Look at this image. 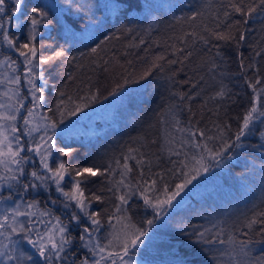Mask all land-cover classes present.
I'll return each instance as SVG.
<instances>
[{"label": "trees", "instance_id": "trees-1", "mask_svg": "<svg viewBox=\"0 0 264 264\" xmlns=\"http://www.w3.org/2000/svg\"><path fill=\"white\" fill-rule=\"evenodd\" d=\"M250 6L255 11L248 15ZM32 8L46 14L37 17L38 58L65 53L54 65L41 69L47 78L43 86L47 116L63 129L55 136L51 162L59 159L70 169L87 166L105 172L104 176L77 177L87 181L80 187L88 198L89 212L101 214L102 226L91 237L82 230L95 226L74 201L52 190L36 195L38 203L46 205L57 195L54 200H64L81 219L77 225L67 213V233L73 241L62 253L67 260L52 264H81L90 250L80 236L106 245V236L119 222L147 229L143 243L130 247L126 260L217 264L215 256L219 264H235L247 259L230 258L234 249L228 243H197L196 234L210 229L206 236L215 239V233L223 229L221 238L226 241L229 236L262 239L259 233L264 225L248 228L246 222L264 212V117H255L250 132L241 138L242 147L235 146V135L250 108L264 111V4L260 0H23L18 16L21 39L27 36L23 27L30 24ZM213 33L231 38L217 39ZM222 89L223 97L217 95ZM77 106L80 110L71 115ZM95 111L101 114L94 120L85 121L74 132L65 130ZM85 136H95L98 143L84 140ZM225 141L232 147L225 150ZM23 142L26 157H39L31 153L29 141ZM58 149L71 152L61 156ZM208 149L223 153L217 157L219 164ZM201 156L208 170L192 183L200 185L207 174L202 188L182 203L174 204V198L160 214L135 192L123 206L127 209L123 215L130 221H118L122 215L116 213L118 196L129 191L119 185L122 178L133 191L147 180V195L155 202L156 197L165 199V190L170 196L185 175L199 167ZM38 163L31 162L24 170L31 172ZM125 164L131 171L122 177ZM152 180L157 181L154 189ZM23 182L14 183V189H21ZM66 182H73L69 175ZM96 195L102 202L92 199ZM51 208L55 216L63 215ZM149 219L154 221L151 226L146 223ZM16 238L22 252L36 256L33 264H43L33 247ZM249 248L251 257L264 256V244L252 243Z\"/></svg>", "mask_w": 264, "mask_h": 264}, {"label": "snow or ice", "instance_id": "snow-or-ice-1", "mask_svg": "<svg viewBox=\"0 0 264 264\" xmlns=\"http://www.w3.org/2000/svg\"><path fill=\"white\" fill-rule=\"evenodd\" d=\"M23 0H14V7L12 10V14L7 17V22H11L12 16L16 15L20 12L21 6H22ZM261 4H264V0H260ZM233 7H235L233 5ZM6 11V0H0V14H4ZM32 15L30 17V24L31 28L28 32L27 41L24 43H20L17 45L16 39L9 37L6 32L3 33L4 40L7 42L8 47L14 48L16 51L19 52V55L24 58L23 64L26 68V71L23 73L24 78L27 81V84L30 88L32 98L33 100L38 104L40 100L43 99V90L41 87L37 86L38 80H44L45 84L47 83V80L45 79L43 72L41 71L42 65H49V64H55V61L63 57L65 53L61 50L56 52L53 56H45L42 58H38V45H37V37L39 36V33L37 31V25L40 24V20L37 17H44L46 14L39 8H32L31 9ZM236 11H240L239 8H236ZM255 11L254 7L249 8L248 15H251V13ZM242 15L244 13H241ZM198 15V13H197ZM227 15V14H226ZM192 19H195V16L192 17ZM5 28V22H0V29ZM213 35H217L216 33H213ZM231 37L225 36L223 34L217 35V39H229ZM244 37L241 35L240 39L242 40ZM207 42V41H205ZM95 51V49H93ZM10 60V57H6L3 63H8ZM175 61H173L174 63ZM16 65V61H12L11 64H9V67L12 68V70L15 72L17 71V68L14 67ZM243 66V65H242ZM215 67V65H213ZM55 69L53 68V71ZM21 77L20 75L15 76L13 79L10 80V83L19 85L20 84ZM0 83H3V81H0ZM259 83V81H257ZM9 91H13L14 94H16V90L10 89ZM253 91H255V88L253 87ZM37 93H39V96H37ZM4 95H8V93H4ZM60 95H63L61 93ZM115 95V93H113ZM217 95L223 97L225 95L224 90L222 89L220 92L217 93ZM12 97H9L11 99ZM62 103V102H61ZM2 107V106H0ZM19 107H23L22 104H19L17 107V112L19 111ZM59 109V105H58ZM80 110V106H77L76 109H72L70 111L71 115H75L76 111ZM28 117L33 116L32 109H28ZM255 114V115H254ZM62 115V114H61ZM256 116L264 117V111H261L257 107H252L249 109V111L246 113V115L243 118V123L240 128V130L235 135V146L236 147H242L243 145L240 143L241 138L244 137L246 134L250 132V125L252 124L253 120ZM0 119L5 120H16V114H12L11 116H0ZM43 119V118H42ZM24 124L29 125L32 123V121L29 118L24 119ZM4 125L0 124V129H2ZM39 125H35L34 128L29 129V134L32 131L39 130ZM45 136H42L40 138L41 143L31 149L32 151L36 152L41 156V163L43 164L44 168L51 173V176L47 175H39L37 172L33 171L31 172V177L35 180H38L43 185H47V182L51 180L55 183L56 189L58 192H60L66 201L72 202L74 201L77 205V207L80 208L81 212H83L84 216L87 217L89 221H91V225L95 226L92 230L89 229V227L83 228V233L87 234V237H91L95 231H98L99 228L102 226L101 220L98 218L100 217L99 212L90 213L89 207L90 205L86 203V198L84 196V192L81 189L80 185L81 183H86L87 181H81L77 179V177H82L87 174L88 177H96V176H104L105 172L102 171L100 168L96 167H81L78 169H70L65 162L60 161L58 166L54 169L49 167L47 158L51 155V152L48 150L49 148L53 147V143H48L51 141V136H47V128L48 125H45ZM51 127L54 129L56 127L55 122L51 123ZM12 131L15 132L16 128L12 127ZM203 134V133H201ZM192 136H195V132H191ZM46 137V138H45ZM17 144H19V141H16ZM48 144V148H43V151L41 150L44 144ZM196 147H201L199 143L195 145ZM204 148H207V145L203 146ZM224 149L226 150L229 147H232V145L228 144L227 141L224 142L223 145ZM24 151V148L22 146L13 149V141L9 139L7 136H4L2 139H0V166H2L7 172L13 173L10 177H0V179H10L14 180L17 183H20V176L24 175V168L23 163L26 162L25 157H21L20 153ZM61 156H68L71 152V150L65 151L63 149L57 150ZM208 153L211 156V159L216 161L217 164H219V160H217L218 156H222V152H213V150L208 149ZM19 157V158H18ZM231 158V157H229ZM139 163V161H138ZM117 164L119 162L117 161ZM197 164L199 167H194L191 170V175H185V178L182 183L177 184L175 186V191L171 193V195H168L167 190L164 191L165 199H160L159 197L155 198V202L153 200L149 199L147 192L150 190L149 184L147 180H144L141 185H138L135 189V191L132 190L131 185L124 184L123 178L119 181V185H123L124 187L128 188L129 191L124 192L123 194L118 196V200L120 201V204L116 206V213H121L122 215L118 217V221L128 219L130 221V218L123 215L127 212V209L123 206L128 203L129 198L135 194V192H140L142 198L144 199L145 204H147L149 207L153 208L154 211L157 214H160L164 211L165 206H171L172 201L174 198L180 196V194L184 191V189L187 187L188 184L192 183L194 179L197 178L198 174L200 172H206L208 170V165L204 163L203 156L199 160H197ZM11 165H15L16 169L15 172ZM111 167V165L109 166ZM187 167V165H185ZM124 172L122 173V177L126 176L131 169H129L128 165H123ZM18 173V174H17ZM69 175L73 181L72 190L71 191H65L61 187V182L64 181L65 175ZM143 177V174H142ZM157 184L156 180L151 181V188L154 189ZM13 185L9 184V187H12ZM29 184L25 183L23 184L24 191H27L29 189ZM37 185L35 183L31 184V188L35 189ZM111 190V189H110ZM5 198L0 197V203L3 202ZM6 199H12L11 196H8ZM92 199H95L96 201H101L102 198L98 195L93 196ZM53 203H56V201H52ZM35 203H29L28 207L33 208L35 207ZM66 208L69 206L68 203H65L64 205ZM5 215L0 216V236H4L5 240L8 241V243H4L3 241H0V258H3L5 261V264H7V261H15L16 264H25V262H34V258L32 255L25 254L24 252H19L17 250V245L21 243L19 240H13L12 236L13 234L17 236H23L24 239L27 241L29 245H31L36 252L39 254L41 258H43L44 261L47 262V264H52L53 261H62L67 260L66 256H63L62 253L65 252L66 246H70L72 244L73 238L70 236V234L67 233V225H65L59 217L55 218V224H52L51 221H48V225L50 227L47 228V231L41 233L38 230H35L33 228H26L24 224L18 223L16 220V217L19 216H33L35 213L29 212V211H22L20 208V205L17 204L15 208L9 210H5ZM116 213H112V216L115 217ZM50 213L41 212L40 215H45ZM11 217V219H10ZM71 219L76 221L77 225L81 223V219L78 215L75 213L72 214ZM147 225L151 226L154 221L149 219L146 221ZM261 224L264 225V212H260L256 214L255 216L249 218V220L246 222V226L248 228H251L255 224ZM129 227L128 224L122 225V230L127 229ZM11 229L9 232L7 229ZM132 231H124L123 239H121L120 235L116 232H114L113 239L116 240L118 243L115 245V248L118 250L109 251V249H112L114 247L113 240H109L108 244L101 245L99 241H93L91 239H86L84 235L80 236V240L84 241V247L89 248L92 250L93 255H97L99 253L100 258L99 260H96L94 264H101L102 261L108 259L111 260V264H128V261L125 259V257L129 254V248L130 247H136L138 244L143 243L142 237L147 235V229H141L136 228L134 225H131ZM35 231L37 238L33 239L30 235V232ZM210 229H205L204 231L198 232L197 235V243L207 244V245H215L217 243L223 245L225 243H228L233 246V252L230 254V258L235 256H242L247 259L244 260H236L235 264H264V256L259 257H251V249L249 248V245L252 243H259L264 244V227H262L260 231V235L262 239L258 241H252V240H239L235 236H229L228 240L221 238V232H223V229H220V231L215 233V239L208 238L206 236L207 233H210ZM247 235V233H245ZM11 244L12 247L10 248L8 244ZM238 249V251H236ZM107 251V256L104 255V253ZM113 257H115L113 259ZM214 260H217V264H219V260L217 257H213ZM81 264H88L87 258H85Z\"/></svg>", "mask_w": 264, "mask_h": 264}, {"label": "rangeland", "instance_id": "rangeland-1", "mask_svg": "<svg viewBox=\"0 0 264 264\" xmlns=\"http://www.w3.org/2000/svg\"><path fill=\"white\" fill-rule=\"evenodd\" d=\"M9 4V6H8ZM6 3V11L4 14H0V22H5V28L4 29H0V81H3V83H0V116H11L12 114H16V120L12 121V120H5V119H0V124L4 125V127L2 129H0V139H2L4 136H7L9 139H11L13 141V149H16L20 146H22L24 148V142H28L27 144H31L33 146V148L35 147V145H39L41 143L40 138L42 136H45V125H48L47 128V136H51V141H49L48 143H53V147L49 148L48 150L51 152V155H53V150L56 149L55 145H54V139L55 136L59 135L63 129L59 128V127H55L54 129L51 127V121L49 120L47 113H46V109L44 107V97L42 100L39 101V103L37 104L33 98H32V94L30 91V88L27 84L26 79L24 78L23 73L26 71V68L23 64V60L24 58L21 57L19 55V52L16 51L14 48H10L7 45V42L4 40V35L3 33L6 32V34L11 37L16 39V43L17 45H19L20 43H24L27 41V36H28V32L31 28V24L28 25H24L23 30H25L27 32V36L24 38H20L21 37V17H18L20 14H22V6L20 9V12L17 13L16 15L12 16V20L11 22H7V17L9 15L12 14V10L14 7V0H9V3ZM11 7V8H9ZM14 23H13V22ZM11 26V27H10ZM13 27L15 28V30L13 32H11V30L13 29ZM22 30V31H23ZM37 31H38V25H37ZM6 57H10V60L8 61V63H3V61L5 60ZM12 61H16V65H14V67L17 68V71H13L12 68L9 67V64L12 63ZM43 68V66H41V69ZM20 75L21 80H20V84L16 85L13 83H10V80L13 79L15 76ZM45 79L47 80V78L45 77ZM37 86L41 87L43 90V86L45 85L44 80H38L37 82ZM10 89L12 90H16V94H14L13 91H9ZM8 93V95H4V93ZM44 92V90H43ZM37 96H39V93H37ZM44 96V94H43ZM9 97H12L11 99H9ZM19 104H22L23 107H19V111L17 112V107ZM110 106V104H109ZM28 109H32L33 111V116L32 117H28ZM99 114H101L100 112H93V113H89L87 115H85L82 119L81 122L78 124H72L71 126L65 128V130L68 131H76V127H80L82 124H84L85 121L90 122L92 120L95 119V117H97ZM25 118H29L32 123H30L29 125H25L24 124V119ZM43 118V119H42ZM35 125H39V130L37 131H32L29 134V129H32L35 127ZM12 127L16 128V131L13 132L12 131ZM91 128H88V131H90ZM103 130V129H102ZM46 138V137H45ZM19 141V144H17L16 141ZM84 140L92 142V143H98V141H95V136L90 137V136H85ZM39 141V142H38ZM30 147V151L33 154L34 151H32L31 149H33ZM43 148H48V144H44L42 147V151ZM34 155H38L39 157H37L36 159H34L32 156L30 157H26L27 154L25 151L20 153L21 157H25L26 158V162L23 163V168L27 167L29 168V164L32 163H38V166H34V170L35 172H37L39 175H47V176H51V173H49L43 166V164L41 163V156L39 154H34ZM50 156L47 158V162L49 167L51 168H55L58 166L60 160H54L51 162L52 157L50 158ZM19 158V157H18ZM31 158H33V160H30ZM11 167L13 168L14 172L16 169L15 165H11ZM31 171V172H33ZM31 172L30 171H25L24 170V175L28 176L26 180L23 179V176H20L19 179L20 181H24L23 184L28 183L29 189L27 191H24L23 187L21 189H14V186H12L11 188L13 189L12 191H10L9 188V184L13 185L15 184H19L14 180H10V179H0V197L5 198L3 200L2 203H0V216L5 215V210H11L13 208H15V206L17 204L20 205V208L22 211H29L32 213H35V215L33 216H19L16 217V220L18 223H22L25 225L26 228H33L35 230H38L39 232L43 233L45 231H47V228L50 227V225H48V221H51L52 224H55V218L59 217L60 220L67 225V230L68 228V222L70 221L69 219V215H72V210L71 208L68 206L67 208L64 206L65 202L63 200V202H57L53 203L52 201L54 200V196H61L63 199L64 196L57 191V189L55 188L56 185L54 182H52L51 180H49L47 182V185H43L41 184L40 181L35 180L34 178L31 177ZM18 174V173H17ZM13 173L7 172L2 166H0V177H10L12 176ZM208 175H204L202 178V180L200 181V185L198 183H191L189 185H187V187L184 189V191L180 194V196L177 197V199H175L173 201L174 204H179L182 203L186 198L189 197L190 194L195 193L198 189L202 188L204 183L206 182V179ZM67 179V174L65 175V179L64 181L61 182V187L63 189H65V191H71L72 190V185L73 182H66ZM35 183L37 185V187L35 189L31 188V184ZM53 188V189H52ZM48 190V193L54 192L57 195L52 196L51 201H48L50 205H46V204H40L38 203V201L36 200V195L37 194H41L40 191H46ZM8 196H11L12 199H6ZM29 203H35V207L33 208H29L28 205ZM57 208L63 215L62 216H55L54 214V210L51 208ZM79 208V207H78ZM169 208H173V207H169ZM80 209V208H79ZM41 212H45V213H50V214H45V215H40ZM68 213V214H67ZM11 219V217H10ZM124 222H119L117 223L113 230L110 232V234H108L106 236V240L105 243L109 242V240H113V245L115 246L118 242L116 240L113 239V233L116 232L120 235L121 239H123V235H124V231H132L133 229L131 228V225L127 228V229H123L122 230V225H124ZM9 232L11 231V229H7ZM30 235L32 236L33 239H36V233L35 231L30 232ZM87 236V234L85 235ZM15 238V240H17L16 235L14 234V236H12ZM20 239H22L23 241H26L24 239V237L18 236ZM89 239V238H87ZM93 240V239H91ZM0 241H5V237L1 238L0 236ZM20 241V240H19ZM94 241V240H93ZM4 242V243H5ZM28 246L32 247L31 245H29L27 243V241L25 242ZM10 248L12 247V245H8ZM87 251L90 250L89 248H87ZM17 250H18V254L19 252H22L21 250V244L17 245ZM130 250V248H129ZM109 251H113V249H109ZM33 253L29 252V255H31ZM105 256H107V251L104 253ZM33 257H36L35 255H32ZM87 260H88V264H94V262L96 260H99L100 255L99 253L97 255H93L92 250H90L89 254L87 253L86 256ZM115 257H113L114 259ZM41 261L43 262V264H47L46 261L43 260V258H41ZM128 264H148L146 262L143 261H139V260H135L134 259H130L127 260ZM0 264H5V261L3 258H0ZM7 264H16L15 261H7ZM27 264H33V262H27ZM101 264H111V260H104L101 262ZM119 264V262H118Z\"/></svg>", "mask_w": 264, "mask_h": 264}]
</instances>
